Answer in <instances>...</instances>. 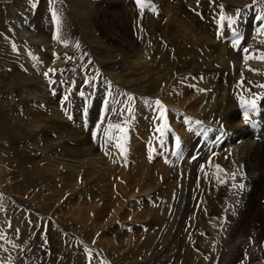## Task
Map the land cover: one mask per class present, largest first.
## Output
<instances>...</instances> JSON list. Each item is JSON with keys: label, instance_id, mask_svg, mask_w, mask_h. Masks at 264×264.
Wrapping results in <instances>:
<instances>
[{"label": "bare ground", "instance_id": "obj_1", "mask_svg": "<svg viewBox=\"0 0 264 264\" xmlns=\"http://www.w3.org/2000/svg\"><path fill=\"white\" fill-rule=\"evenodd\" d=\"M1 1L5 2L6 0H0V2ZM125 1L129 0H100L99 4L96 5L89 0H66V7L70 15H66L64 12L60 11L64 20L68 21V19H71L72 22L76 24L73 25L74 28H72L75 32H72L78 33L80 36L93 34L92 36L96 35L98 39H102L101 45L105 44L106 48L111 51L107 52L105 50L107 53L106 58L110 61L108 60L109 62L104 64H109L113 69H118L117 71L123 74L125 79L130 78V80H135L133 82H136L135 84L138 83V90H135V93L138 92V94H140L139 92H141L142 96H148V99L157 96L167 102V97H171V95L168 94L170 90L167 85H171L172 88L176 89L178 85L177 82H181L180 87L184 91V98L180 99L179 97L178 99H180L183 104H181V108L188 110V113L191 115H188L182 127L179 125L180 128L176 129L177 131L174 133V143L164 149L163 152L160 151L162 153L161 158L164 161L159 158V152L157 153V151H155L151 154L152 157L150 162H154L158 166L171 171H173V169H182V172L194 170L202 176L210 172L206 181L202 179L199 185L192 188L189 193L181 198L173 199L172 195L161 191V189L157 191L156 195L158 199L154 204L155 207L157 206V210L153 212L164 221L170 210L172 212L173 209H177L178 213L181 212L180 219L176 224L175 231H173V233H167L168 236L163 234L154 238L153 234H155V228H151L147 234L138 236L141 239V246L139 247L137 244L138 250H134L133 253L132 249L131 252L133 254H127L129 258H125V260L130 259V262L128 261L127 264H264V135H259L258 132L255 133L253 130L258 127L260 121L264 118V23L262 22L264 21V0H253V4L255 1L261 4L260 7L254 8L253 10L244 9V6H242L243 0H153L155 3H159L160 6L166 4L167 7H169V3L176 1L182 13L191 10L193 13H189L195 18H193L194 21L192 23L198 27V30H194L195 27L186 26L187 16L180 18L176 25L156 29L154 17L150 14L151 12L147 13L146 11H142L144 13L142 22L138 14L136 15L135 12L134 15L131 14L130 5ZM149 1L151 0H145L146 3H149ZM244 1L245 3L251 2L250 0ZM44 6V4H41L37 11L40 20H36V24H39L38 27L41 28L38 34H33L28 31L19 34L16 31L19 37L16 35L15 39L21 42L23 40L24 43L22 44H24V46L26 45L25 47L27 48V52L24 54L23 51L22 53L24 55L27 53L28 55V69L24 71L22 75L17 74V76H15L13 73L10 74L1 64L4 63V59L0 57V75L2 77L0 80L4 82L0 84V95L3 99L10 100L17 97L16 103H11V106L6 104V107L12 110L13 113L8 116L10 112L7 111L3 113L5 117L7 119L13 118L15 121H18L19 116H16V113H20V110H14V108L29 98L37 100L38 105L43 104L42 106L45 107V110L50 112V114L44 115V126L35 135V141L39 143V145H43L46 151L40 153L41 151L30 148L33 151L29 154V157L34 161L33 169H35V171L38 170L35 174L38 178L29 175L28 181L30 186L36 188L39 186L40 182L47 183L48 180H51V175L54 174L53 177H55L62 173V169L67 170L65 172L63 171V175H79L83 171H85L86 176L90 178H95L97 174L101 175L102 166L106 165L100 162L101 158L99 156H88L90 150L94 152L98 146V144H94L95 141L92 139L95 136L94 132L88 130L90 128H98V133L100 132L99 137L103 138L102 145L108 148L113 141L112 135L114 133V128L110 124V119L113 120L114 118L120 117V108L123 106H119L117 100L118 98L121 100V98H123L122 96L117 97V99L112 98V100L114 99L117 102L114 100L113 102L115 103L111 102L113 104L108 102L110 104V108L108 109L112 107L110 112L107 108L106 110L108 112L105 110L107 113H111L109 115V120L108 116H104V119L100 120L101 123L99 127H96L94 123L88 130L84 128V125L83 130L82 126L80 124L78 125V120L80 115L83 114L84 108L79 109L82 103L78 100L79 97L73 94L76 92L75 89L70 95L72 106L71 111L69 110L70 114L68 115L70 119H66L63 113H58V110L61 112L63 111L62 107L60 106L61 109H55L54 105L56 106L57 104L56 99L54 97V99L47 97L46 90L42 91L40 89L39 86H41V82L39 81L40 78L37 76L41 75L39 73L44 71L55 78L59 70L57 67H63L62 62L67 55H70V51L62 50L61 48L63 45H60L61 42L56 41L57 38L65 34L67 23H56L54 17L46 16V13L43 11ZM18 7V10L23 8V6ZM11 9H13V7ZM24 9H26V7H24ZM96 9L98 12H96ZM44 10H46V8ZM42 11L44 13L42 18L44 21L41 19ZM243 12H247V14L242 16ZM248 15L254 18L262 17V21L261 19L258 21L257 18V22L259 23L258 27L262 29H257L255 27V31L252 30L254 32H251L250 36L243 30L245 21L242 20H249ZM178 17L179 16H176L177 19ZM261 23L263 24L260 26ZM136 25H138V27L136 32H134ZM219 28L221 29L219 30ZM253 28L254 27H252V29ZM85 31L89 34L85 33ZM45 35L49 36L50 39L47 40ZM51 35H56L57 37L54 39V42L51 40ZM150 40L157 43L156 46L154 45L155 47L153 46V49L152 47L150 49ZM162 46L170 53L168 57L163 56L162 51L165 50H161ZM34 47L38 49L35 50L38 55L46 57L48 60H41L40 58V60L33 61V57L30 56L29 51L35 52ZM5 50L6 49H4V51ZM114 51L121 53L124 59L122 61L121 59L119 61L116 59L118 62L113 61L116 58L112 56ZM96 52H98V50ZM121 56L119 57L121 58ZM124 62L128 63L129 69L125 70L120 67ZM54 66L56 67L55 69ZM126 71L132 72V75L126 74ZM58 74L60 75V73ZM43 75L45 76V74L42 73V76ZM131 76H135V79ZM187 78L192 81L190 83L186 82L188 81ZM55 79L57 84L55 85L54 83L55 87L65 82L63 78L56 77ZM2 82L0 81V83ZM111 83L113 82L111 81ZM123 84L125 83L123 82ZM118 90L122 91L124 88L122 87V89L120 88ZM61 93L64 94V91H61ZM109 93L111 95L114 94L111 92ZM132 94L134 93L132 92ZM125 98H127V96ZM241 99H243L244 102ZM60 100L61 98L59 101ZM58 104L62 105L61 101ZM256 104V111L253 115H250ZM93 106L94 104H88L89 108ZM97 112L98 111H96V113ZM123 112L124 111H122V113ZM89 113L92 114L91 111H89ZM52 114H56V116ZM170 114L174 115L172 111H170ZM89 115L90 114H88V116ZM92 117L94 118V116ZM175 117H177V122L178 116H172L173 120ZM2 118L4 117L0 116L1 129ZM89 118L93 119L91 117ZM7 119H4V121L6 122ZM142 119L140 123L144 122ZM70 122L75 126H72ZM11 125L12 124H9L5 128L12 131ZM209 126H213L217 130H213ZM61 129L66 131L68 136L60 135ZM18 130L21 132V139L17 142L23 143L25 138L23 134L29 131L25 130L22 123L19 124ZM116 131L119 130L117 129ZM230 133L233 134L232 139L230 138ZM7 134V136L5 135L6 138L12 140L11 134ZM47 134L54 135L55 141L44 139ZM117 135H119V132H116V136ZM71 137H75L77 140ZM224 141H230L231 143H224ZM118 142L117 140L116 143ZM116 143L114 142V145ZM117 145L120 146V144ZM139 145L140 143L138 144V148H140ZM177 145H184L190 150L195 149V147L204 148L202 150V156L194 160V151L189 152L179 149L174 152L178 161H172L171 153H168V151H172V148ZM152 149L149 151L147 149V151L152 153L155 150L152 151ZM111 150L114 152L115 148L102 149L101 151V155L105 156L103 161L107 163L105 170L106 174H109L108 177L110 174H113L111 175L112 177L117 174L115 173L117 170V168H115V162H112L108 158L110 156L108 153H110ZM119 151L116 150V152ZM199 151L200 150H198V152ZM44 154L49 155L46 158L41 156L43 157L41 159L40 155ZM146 156L147 154L142 156V158ZM165 156L168 162L165 161ZM55 157L59 160L58 162H56L57 160L55 161ZM68 157H72L74 160L68 161ZM45 160L48 165H45ZM71 162L76 165L71 164ZM125 166L130 168L129 164H125ZM43 172H47L46 178L44 177L47 180L43 179L42 175L45 174ZM169 175L170 173L167 176ZM98 178L101 177L99 176ZM74 179L75 178H73V180ZM102 180L103 179H101V181ZM12 187L13 186L8 187L7 189L12 190ZM17 187L19 186H15L14 191L17 190ZM39 199L42 201L45 200L46 197H41ZM36 200H38V196L34 198V201ZM120 201L121 205L120 203L117 205L118 210L123 207V200L121 199ZM108 204L110 206L108 209L117 207L113 206V202H109ZM44 206L45 205H43V207ZM46 208L51 209L49 206ZM163 209L165 210L161 214L160 212ZM194 210H197L195 217H191L189 221L188 216L192 214ZM28 215L29 214H27V217ZM157 219H159V217ZM23 227L21 222V228ZM6 232L1 231L2 234L0 235V264H15L13 263L14 260L23 257V253L18 247L27 245V248L25 247L26 249L22 248L27 252L29 249L35 250L36 245L42 244V238H40V236L34 239L36 243L31 242V240H24L23 237L25 233L23 230L18 232L20 233L19 238H22L20 243H16V240L19 239L17 236H5ZM169 232H171V228H169ZM44 241L46 240L44 239ZM108 242L111 243L110 240ZM52 258L51 256L50 262H52ZM125 260H123V264Z\"/></svg>", "mask_w": 264, "mask_h": 264}, {"label": "rangeland", "instance_id": "obj_2", "mask_svg": "<svg viewBox=\"0 0 264 264\" xmlns=\"http://www.w3.org/2000/svg\"><path fill=\"white\" fill-rule=\"evenodd\" d=\"M89 1H91L93 4L96 5L99 4L100 2V0H89ZM140 1H142L143 3ZM250 1L251 2L245 3V1L243 0L242 6H244V9L253 10L254 8H258L261 6V4L258 3L257 1H255L254 4L252 2L253 0ZM64 2L66 3V0H6L5 2L1 1L0 2V57L4 59V63L1 64L4 66L5 70H7L10 74L12 73L15 74V76H17V74L22 75V73L28 69L29 66L28 57H27L28 55L27 53L26 55H24L25 52H27L26 51L27 48L25 47L26 45L24 46V44H22L24 43L23 40L21 42L19 40H16L15 37L16 35L17 37H19V34L21 32L26 33L27 31L30 33L32 32L33 34H38L41 28L38 27L39 24H36V20H40L37 11L41 4H44L46 6V7L44 6V9L46 8V10L43 9V11L46 13V16L54 17V21L56 23L66 22L67 30L63 36L59 35L61 37L57 38L56 35H51L52 42H54V39L57 38L56 41L61 42L62 44L60 43V45H63L61 49L70 51V55L69 56L67 55L65 60L62 62L63 67L62 66L57 67V69H59L58 73H60V75L56 73V77L63 78L65 82L55 87V85H57L55 79L56 77L54 78V76H51L45 73L44 71H42L41 73H39L41 75L37 74L39 75L37 77L41 79V80L39 79V81L41 82L40 83L41 86L39 87L42 91L46 90L45 92L47 94V97L56 99L57 104L56 106L54 105V107L55 109L58 108L61 109L62 107L63 111L61 112L58 110V113H63L66 119H70V117L68 116L70 114L69 110L71 111L72 109L70 102V95L76 89V92L73 94H75L76 97H79L78 100L83 105V106L81 105L79 109L84 108L82 112L83 114L80 115V118L78 120L79 122L78 125L80 124L82 128L85 125L84 128L86 130L92 127L94 123L96 124V127L97 126L99 127L101 123L100 120L104 119V116L106 117L108 116V120H109V115L111 113H107V112L108 111L110 112V110L112 109V107L111 109H108L110 108V104L117 102L114 100L117 99V97L119 96L123 97L121 98V100H119L120 98L117 99L119 102V106L123 105L120 108L121 109L120 112L121 114L119 113L120 117L116 116L117 118H114L113 120L110 119L111 121L110 124L114 128L115 134L113 133L112 135L113 141L110 144V146H108V148L113 149L114 147L115 150L114 152H112L111 150L110 153H108L110 155L108 158L112 162H115V168H117L115 173L117 174H115L113 177L111 176L113 174H110L109 177H108L109 174H106L105 168L107 166V163L103 161V158L105 156L101 155V151L102 149H108V148H105L102 145L103 138L99 137L100 132L98 133V128L95 129L90 128L88 131L91 132L92 130L94 132L95 136L92 139L95 141L94 144H98V146L94 152L90 150L88 156H99L101 158L100 162L106 165V166H102L101 175L97 174L95 178L94 177L90 178L89 176H86L85 171L81 172L79 175L78 174L63 175V173L67 170L62 169L61 170L62 173H60L61 175L58 174L55 177H53L54 174L51 175L50 176L51 180H48L47 183L40 182L37 188L30 186L28 181L29 175H33L34 177L38 178V176L35 175L38 170L35 171V169H33L34 161L30 159L29 154L33 151L31 149L39 150L41 151L40 153H44L46 151L43 145H39V143L35 141V135L44 126L43 124L44 115L50 114V112L45 110V107L42 106L43 104L38 105L37 100L29 98L25 102L20 103L19 106H17L18 108L17 107L14 108V110H18V109L20 110L19 111L20 113H16V116H19L18 121H15L13 118L7 119L3 113H6L8 111L10 112L8 116H10L11 113H13V111L9 110L6 107V104H9L11 106V103L14 102L16 103L17 97H15L13 101L10 99H3L2 96L0 95V106H1L0 116L4 117L2 118V129L0 128V209H2L0 210V235L2 234L1 231L3 232L7 231L5 236L11 235V236H17V238H19L20 233L18 232L20 230H23L25 233L23 237L24 240H28V241L31 240V242H35L34 239L38 238L39 236L40 238H42L41 239L42 244L36 245L35 250L29 249L30 251L27 250L26 252L25 249L27 248V245H25L24 247H18V249L23 253L22 256L24 258L21 257L18 260H14L13 263L15 264H115L116 261H117L116 264H123V260H125V258H129L128 257L129 255L127 254L130 255L133 254L134 250L137 251L138 246L139 247L141 246L140 244L141 239L138 236L149 233L151 228H155L154 231L156 235L153 234L154 238L163 234H166L168 236L167 233H173V231H175L176 224L180 219L181 212L178 213L177 209H173L172 212L170 210L166 219L162 221L161 217L153 212L157 210V206L156 207L154 206V204L158 199L156 195L157 191L161 189V191L172 195L173 199L181 198L185 194L189 193L192 188L199 185L202 182V179L206 181L208 179L210 172L207 175L202 176L201 174L197 173L194 170L193 171L188 170L182 172V169H173V171H171L158 166L154 162H150L152 157L151 154H153L155 151H157V153L159 152L158 154L159 158L162 157L161 152H163L164 149L168 148V146L174 143L175 141L174 133H176L177 131L176 129L180 128V126L182 127L183 124H185V120L187 119L188 115H191L188 113V110L181 108L183 104L180 99L184 98V91L180 87L181 82H177L178 85L176 89L172 88L171 85L166 84L168 86V89L170 90L168 94L171 95L170 98L167 97V102L163 101L157 96L155 98L150 97L151 99H148L149 97L147 95H146L147 97H145V95L142 96L141 92H139L140 94H138V92L135 93V90H138L137 88L138 83L135 84L136 82H133L135 80H130V78L125 79V76H123V74L117 71L118 69L115 68L113 69V67L112 66L110 67L109 64H104L110 61L108 58H106L107 53L105 52V50L107 52H109L110 50L106 48L105 44L101 45L102 39L100 38L98 39L96 35L92 36L93 34L80 36L78 33H74L75 31L72 28H74L73 25L76 24L73 23L71 19H68V21L63 19V17L61 16V11L64 12L66 15H70L68 8L66 7L67 3L65 4ZM125 2L130 5L129 7L132 11L131 14L132 15H134L135 13L136 15L138 14L140 16V21L142 22L144 19L143 12L145 11L147 13L151 12L150 14L151 16L154 17V25L156 29H162L166 26L176 25L179 22L180 18L187 16L186 26L188 25L191 26L192 28L195 27L194 30H198V27L192 23L195 18L192 17V15L189 13V12L191 13L193 12L191 10H187L188 12L184 11L182 13L181 8L179 5L176 4V1L169 3V7H167L166 4H162V6H160L159 3L157 4L153 0L149 1V3H146L145 0H135V1L129 0ZM18 6H23L22 8L23 10L22 9L18 10L19 9ZM12 7L13 9H11ZM24 7H26V9H24ZM43 11L41 12L42 13L41 19L43 18L44 15ZM96 12H98L97 9ZM26 14L28 17L26 16ZM244 14L246 15L247 12H243L242 16H245ZM176 16H179L178 19L176 18ZM257 18L259 21L262 17L261 18L257 17ZM257 18L249 17L248 18L249 20L242 19L243 21H245L244 22L245 24L243 25L244 26L243 30L247 32L248 36H250L251 32L253 33L256 28L257 29L261 28L258 27L259 23L257 22ZM42 21L44 20L42 19ZM262 22L264 23V21ZM263 23H261L260 26ZM137 27L138 25L135 26L134 32H136ZM252 27L254 28L252 29ZM220 29L221 28H219V30ZM16 31L19 34L16 33ZM85 33L89 34L87 31H85ZM45 36L47 40L50 39L49 36L47 35ZM149 43H150V49L151 47L153 49L157 45V43H154L151 40L149 41ZM66 47L69 49H67ZM4 49L6 50L4 51ZM35 50L38 49L35 48L34 51ZM94 50L96 51L98 50V52ZM161 50H165L162 51L163 56L166 57L169 56L170 53L167 52V49L164 46L161 47ZM29 52H30V56L34 58V59L32 58L33 61L40 60V58L41 60H46V61L48 60V58L38 55L36 51L35 52L29 51ZM114 53L112 54V56L116 58L113 61L116 62L117 60L119 61L120 59L122 61L124 59V57L121 56V53L117 51H114ZM119 56H121V58ZM120 67L124 68L125 70L129 69L128 63L125 62ZM55 68L56 67L54 66V69ZM111 70L114 72H112ZM42 73L45 74V76L44 75L42 76ZM125 73L128 75H132V72L126 71ZM109 74L110 76L113 75L116 76L110 77ZM131 77L135 79V76H131ZM1 78L2 77L0 75V79ZM119 79H120V84H119ZM187 79L188 81L186 82L188 83L192 81L189 78ZM0 81L2 82V80ZM111 81L113 83H111ZM121 81H123L125 84H123V82ZM5 82H9V81H5ZM3 83L4 82L0 84ZM112 86H114L115 88ZM122 87L124 88V90L122 91L118 90L120 88L122 89ZM175 90L178 92H176ZM61 91L62 92L64 91V94L61 93ZM127 91L130 92L128 93ZM109 92L114 94L111 95ZM132 92L134 94H132ZM177 93L180 94L178 95ZM126 96L127 98H125ZM131 96L133 97V99ZM179 97L180 99H178ZM60 98L62 105L58 104L60 103L59 101ZM112 98H114L113 100L115 102H113ZM88 104H94V106L92 108H89ZM105 104H107L108 106ZM64 106H66L67 108ZM97 106H99L100 108ZM42 107L44 110L42 109ZM106 108L108 111L106 110ZM256 108H257V104L255 105L253 112L250 115L254 114ZM88 110L91 111L92 114L89 113ZM96 111H98L97 112L98 114L96 113ZM122 111L124 112L122 113ZM170 111H172V114L174 115H171ZM88 114H90L91 116L90 115L88 116ZM52 115L56 116V114H52ZM99 115L100 116L102 115L103 117L101 116L100 118ZM92 116H94V118ZM172 116L173 117L178 116V121L176 122L177 117H175L174 119L175 121H174ZM89 117L93 119H90ZM140 118L141 119L143 118L142 120L144 122H141L142 124L140 123L141 120ZM4 119L5 120L7 119V121L5 122ZM20 123H22L25 130L29 131L28 133L23 134V136H25L23 143L17 142L21 139V132H19L18 130V126ZM9 124H12L11 125L12 131H10L9 129L7 130L5 128ZM71 125L75 126L74 124ZM209 127L213 130H217L213 126H209ZM263 127H264V118L260 121L258 127L253 130L255 131V133L258 132L259 135L260 134L264 135ZM117 129L119 131H116ZM116 132H119V135L116 136ZM7 133H9V135L11 134L12 140L6 138V136L8 135ZM60 135L68 136V133L61 129ZM98 137L99 139L96 141ZM232 137L233 134L230 133V138L232 139ZM71 138L77 140V138L75 137H71ZM44 139L55 141V136L52 134H47L44 137ZM117 140L119 141L118 143H116ZM114 142L116 143L115 145ZM139 143H140L139 145L140 148H138ZM224 143L230 144L231 142L224 141ZM117 144H120V146H118ZM148 146L149 147L151 146L150 147L151 149L153 148L152 151L154 149L155 150L152 153H149L148 151L151 149ZM179 149H183L189 152L194 151L193 158L194 160H196L200 156H202V150L204 148L195 147V149L190 150L184 145L174 146L172 148V151L171 150L168 151V153H171L172 161H178L176 156L174 155V152ZM116 150L117 151L120 150V151L116 152ZM198 150L200 151L198 152ZM146 154H147L146 156L147 158L146 157L142 158V156H145ZM48 155L49 154L40 155V158L41 159L43 157L46 158ZM67 159L68 161L74 160L72 157H68ZM55 161L58 162L59 160L55 157ZM165 161L168 162V159L166 158ZM73 162H71V164L76 165ZM125 164H129L130 168H127ZM45 165H48L46 160H45ZM41 168H42V164H41ZM43 173H45L42 175L43 179L47 180L45 179L47 172H43ZM169 173L170 175L167 176ZM99 176L101 178H98ZM73 178L75 179L73 180ZM101 179L103 180L101 181ZM11 186H13L12 190H8L7 188ZM15 186H19L17 187L16 191H14ZM37 196H38V200L34 201V198H36ZM40 196L46 197V199L41 201L39 199L41 198ZM121 199L123 200V205H122L123 207L118 210L117 205H119V203L121 205V201H120ZM109 202L111 203L113 202V206H117V207L113 209H108V207H110L108 204ZM43 205L45 206L43 207ZM48 206L51 209L46 208ZM164 210L165 209H163L160 213L162 214ZM196 212L197 210H194L192 211V214H189L188 216L189 221L191 220V217L193 218L195 217ZM27 214H29L28 217ZM157 216L159 217V219H157L158 218ZM21 222L24 226L23 228H21ZM169 228H171V232H169ZM136 235L138 238L136 237ZM44 239L46 241H44ZM108 239L111 241V243L108 242L109 241ZM21 241L22 238H19L18 240H16V243H20ZM43 242H45L46 244ZM213 243L215 244L214 241ZM131 250L133 253L131 252ZM51 256L53 257L52 262H50ZM128 261L130 262V259L125 260L124 264L125 263L127 264Z\"/></svg>", "mask_w": 264, "mask_h": 264}]
</instances>
